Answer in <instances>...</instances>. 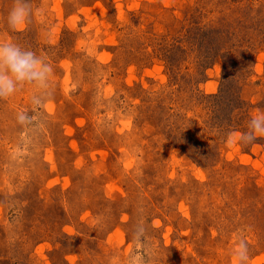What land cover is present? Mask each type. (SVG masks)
I'll return each instance as SVG.
<instances>
[{
	"label": "rangeland",
	"instance_id": "374dc122",
	"mask_svg": "<svg viewBox=\"0 0 264 264\" xmlns=\"http://www.w3.org/2000/svg\"><path fill=\"white\" fill-rule=\"evenodd\" d=\"M13 4L53 74L0 99V264H264V0Z\"/></svg>",
	"mask_w": 264,
	"mask_h": 264
},
{
	"label": "clouds",
	"instance_id": "9594fccd",
	"mask_svg": "<svg viewBox=\"0 0 264 264\" xmlns=\"http://www.w3.org/2000/svg\"><path fill=\"white\" fill-rule=\"evenodd\" d=\"M32 0H14L7 14V26L11 31L26 27L33 15ZM53 74L52 66L34 51L22 48L15 42H0V99L10 98L24 85L46 88ZM21 122L28 119L24 114L19 116ZM247 132L236 134L244 142H254L264 137V113L253 115L247 125ZM134 252V258L141 256ZM248 246L242 238L231 250V264H248Z\"/></svg>",
	"mask_w": 264,
	"mask_h": 264
},
{
	"label": "trees",
	"instance_id": "16d2710c",
	"mask_svg": "<svg viewBox=\"0 0 264 264\" xmlns=\"http://www.w3.org/2000/svg\"><path fill=\"white\" fill-rule=\"evenodd\" d=\"M233 80L234 79L230 75H226V74L224 75V77H223L224 86L222 87L221 94H220V96L214 97V99H218L220 101V103H219L220 107L219 108H221V106H223L224 100H230L229 96H230V91H231V86H232ZM238 103L239 102H237L235 104H238Z\"/></svg>",
	"mask_w": 264,
	"mask_h": 264
}]
</instances>
